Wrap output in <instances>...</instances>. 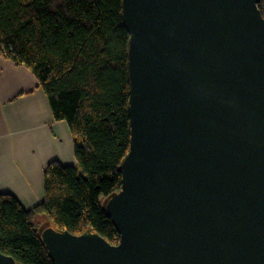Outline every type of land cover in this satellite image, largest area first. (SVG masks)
Instances as JSON below:
<instances>
[{
  "label": "water",
  "instance_id": "1",
  "mask_svg": "<svg viewBox=\"0 0 264 264\" xmlns=\"http://www.w3.org/2000/svg\"><path fill=\"white\" fill-rule=\"evenodd\" d=\"M259 0H121L129 148L101 208L117 243L44 219L53 264H264ZM0 264H22L0 251Z\"/></svg>",
  "mask_w": 264,
  "mask_h": 264
},
{
  "label": "trees",
  "instance_id": "2",
  "mask_svg": "<svg viewBox=\"0 0 264 264\" xmlns=\"http://www.w3.org/2000/svg\"><path fill=\"white\" fill-rule=\"evenodd\" d=\"M257 6L264 16V0ZM120 10L121 0H0V54L34 73L53 117L69 126L76 159L46 165L42 199L31 209L0 192V251L22 264H53L38 215L118 242L101 201L120 188L117 166L129 148V34Z\"/></svg>",
  "mask_w": 264,
  "mask_h": 264
},
{
  "label": "crops",
  "instance_id": "3",
  "mask_svg": "<svg viewBox=\"0 0 264 264\" xmlns=\"http://www.w3.org/2000/svg\"><path fill=\"white\" fill-rule=\"evenodd\" d=\"M73 149L67 122L53 117L34 73L0 54V192L31 209L42 199L46 165H76Z\"/></svg>",
  "mask_w": 264,
  "mask_h": 264
},
{
  "label": "rangeland",
  "instance_id": "4",
  "mask_svg": "<svg viewBox=\"0 0 264 264\" xmlns=\"http://www.w3.org/2000/svg\"><path fill=\"white\" fill-rule=\"evenodd\" d=\"M77 169L79 170V168L77 167ZM44 220V218H43V216L41 215V216H35V221H37V222H41V221H43Z\"/></svg>",
  "mask_w": 264,
  "mask_h": 264
}]
</instances>
